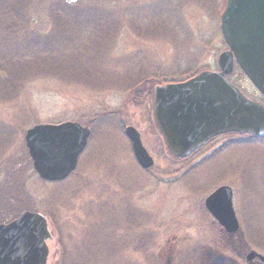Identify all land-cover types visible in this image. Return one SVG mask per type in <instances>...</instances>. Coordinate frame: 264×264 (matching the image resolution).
I'll list each match as a JSON object with an SVG mask.
<instances>
[{
    "label": "rangeland",
    "instance_id": "374dc122",
    "mask_svg": "<svg viewBox=\"0 0 264 264\" xmlns=\"http://www.w3.org/2000/svg\"><path fill=\"white\" fill-rule=\"evenodd\" d=\"M226 0H0V222L43 213L47 264H248L264 251V139L226 135L188 158L167 149L153 89L218 70ZM264 98L236 67L229 79ZM91 134L76 170L42 180L25 142L37 124ZM154 158L138 164L126 126ZM227 184L240 229L205 206Z\"/></svg>",
    "mask_w": 264,
    "mask_h": 264
},
{
    "label": "water",
    "instance_id": "95a60500",
    "mask_svg": "<svg viewBox=\"0 0 264 264\" xmlns=\"http://www.w3.org/2000/svg\"><path fill=\"white\" fill-rule=\"evenodd\" d=\"M221 31L229 49L220 54V71H202L190 79L156 87L154 116L166 147L176 157L190 155L215 135L228 132L264 138V105L248 99L226 76L235 62L264 96V0H227ZM143 169L154 160L133 126L125 129ZM90 130L78 122L38 124L27 130L26 145L39 176L49 182L68 178L77 168ZM207 209L229 233L239 229L232 189L221 186L205 201ZM47 218L26 211L0 224V264H47L51 239ZM254 255L250 251L247 260Z\"/></svg>",
    "mask_w": 264,
    "mask_h": 264
},
{
    "label": "flooded vegetation",
    "instance_id": "af4514ba",
    "mask_svg": "<svg viewBox=\"0 0 264 264\" xmlns=\"http://www.w3.org/2000/svg\"><path fill=\"white\" fill-rule=\"evenodd\" d=\"M233 75V74H232ZM232 75H230V76H228V78L230 79V78H232ZM236 133H226V134H222V135H217V136H214V137H212V138H210L200 149H202L204 146H206L208 143H210L212 140H214V139H216V138H219V137H221V136H226V135H235ZM238 135V134H237ZM246 135V134H245ZM252 137H254V136H252ZM200 149H198L197 151H199ZM196 151V152H197ZM196 152H194V153H196ZM193 153V154H194ZM192 154V155H193ZM191 156V155H190ZM189 156V157H190ZM223 185H227V184H223ZM223 185H221V186H223ZM227 186H229V185H227ZM230 187V186H229ZM231 189H232V187H231ZM232 203H233V208H234V210H235V207H234V191H233V189H232ZM235 212H236V210H235ZM0 223H2V222H0ZM238 232V231H237ZM237 232H235V233H237ZM234 233V234H235ZM252 250H255L257 253H259V254H261L262 256H264V251H262L260 248H253V249H250L249 251H252ZM248 251V252H249ZM248 252H247V254H246V256H245V259L247 258V255H248ZM247 263L248 264H264V260L262 259V258H260L259 256H257V255H254L250 260H247Z\"/></svg>",
    "mask_w": 264,
    "mask_h": 264
}]
</instances>
